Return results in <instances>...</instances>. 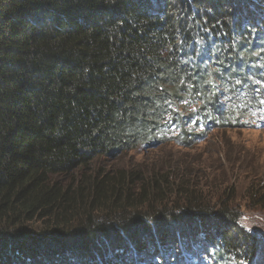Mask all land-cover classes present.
<instances>
[{"label":"trees","instance_id":"trees-1","mask_svg":"<svg viewBox=\"0 0 264 264\" xmlns=\"http://www.w3.org/2000/svg\"><path fill=\"white\" fill-rule=\"evenodd\" d=\"M263 97L264 0H0V264H262L195 166L92 165L243 128Z\"/></svg>","mask_w":264,"mask_h":264},{"label":"rangeland","instance_id":"rangeland-1","mask_svg":"<svg viewBox=\"0 0 264 264\" xmlns=\"http://www.w3.org/2000/svg\"><path fill=\"white\" fill-rule=\"evenodd\" d=\"M195 112L193 108L192 115ZM241 123L243 128L230 126L229 129L214 130L212 136L196 141L192 148L178 146L172 138L174 133L163 142L156 140L134 151L121 152L115 158L99 159L92 167H140L150 171L154 167L172 164L195 166L198 169L196 176L204 182L202 187L206 200L216 207L230 188L229 193L238 198L235 205H243V224L264 240V211L249 207L250 201L246 199V191L251 185H264V127L249 117Z\"/></svg>","mask_w":264,"mask_h":264}]
</instances>
